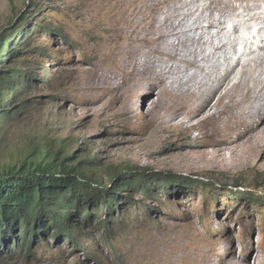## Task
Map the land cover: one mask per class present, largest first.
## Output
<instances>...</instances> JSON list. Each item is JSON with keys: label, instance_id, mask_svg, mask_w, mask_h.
<instances>
[{"label": "rangeland", "instance_id": "rangeland-1", "mask_svg": "<svg viewBox=\"0 0 264 264\" xmlns=\"http://www.w3.org/2000/svg\"><path fill=\"white\" fill-rule=\"evenodd\" d=\"M98 1L0 0V32L32 18L30 46L13 66L26 61L22 65L35 77L14 104L15 116L0 124V172L36 148H50L63 158L75 157L95 180L107 181L133 167L180 184L167 190L151 184L147 196L120 192L131 200L121 201L108 228L95 213L93 226L79 237V249L44 235L33 244L32 256L23 252L3 264H264V117L258 129L238 141V153L227 149L215 159L216 147L203 141L202 126L154 130L146 116L152 101H137L131 115L119 112V103L96 87L100 77L118 67L108 64L115 44L108 31L110 14ZM183 3L188 7L181 12H189L186 20L194 30L207 24L205 12L196 24V11L209 0ZM249 3L247 8L245 0H224L232 9L224 12L226 33L216 43L228 44L229 52L236 48L239 57L245 44L254 42L255 55L263 58L264 40L257 34L264 28V0ZM252 16L256 19L250 21ZM210 52L199 60L205 63ZM221 59L211 61L210 74L216 75ZM251 69L245 79L255 93L246 106L257 110L264 104L257 98L264 86V61H255Z\"/></svg>", "mask_w": 264, "mask_h": 264}, {"label": "bare ground", "instance_id": "bare-ground-1", "mask_svg": "<svg viewBox=\"0 0 264 264\" xmlns=\"http://www.w3.org/2000/svg\"><path fill=\"white\" fill-rule=\"evenodd\" d=\"M183 1L99 0L110 14L108 31L111 44H115L108 64L109 67L118 64V67L100 77L96 87L119 103L118 110L123 114L131 115L134 104L141 99L146 100L143 105L152 101L146 116L154 130L162 128L171 132L202 126L201 138L214 144L216 149L210 154L218 159L227 149L235 154L240 148L238 141L253 128L258 129L264 117V104L257 110L246 106L253 99L255 89L245 79L253 63L264 61V57L256 56L252 48L254 42L245 44L239 57H236V48L233 53L228 51V44L216 43V37L226 33L224 12L232 9L224 0H209L208 6L197 9L196 13L200 12L196 24L204 19V12L208 18L206 25H199L195 30L186 20L191 16L189 12H181L188 7ZM245 1L250 8V0ZM216 13L221 15L220 19L216 18ZM254 19L256 16L250 21ZM234 30L237 32L239 27ZM205 34L212 41L206 39ZM257 35L263 41L264 28ZM208 50L211 54L202 63L199 58L204 59ZM215 58L223 61L214 76L208 66ZM183 72L186 76L181 75ZM257 98L264 101V86ZM206 152L202 154H208Z\"/></svg>", "mask_w": 264, "mask_h": 264}, {"label": "trees", "instance_id": "trees-1", "mask_svg": "<svg viewBox=\"0 0 264 264\" xmlns=\"http://www.w3.org/2000/svg\"><path fill=\"white\" fill-rule=\"evenodd\" d=\"M30 17L8 33L0 32V124L15 116L14 104L33 87L35 77L22 65L26 61L13 66L30 46L34 33L28 27ZM61 155L50 148H36L0 172V264L23 252L32 256L33 244L44 235H56L79 249V237L87 235L85 227L93 226L95 213L108 228L123 207L121 201L131 200L120 192L134 190L147 196L151 184L165 185V190L170 184H180V180H162V173L133 167L107 181L95 180L79 168L75 157Z\"/></svg>", "mask_w": 264, "mask_h": 264}]
</instances>
